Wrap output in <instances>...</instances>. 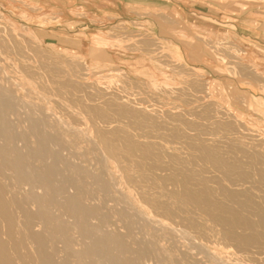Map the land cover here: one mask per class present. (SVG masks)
Masks as SVG:
<instances>
[{
	"label": "rangeland",
	"instance_id": "374dc122",
	"mask_svg": "<svg viewBox=\"0 0 264 264\" xmlns=\"http://www.w3.org/2000/svg\"><path fill=\"white\" fill-rule=\"evenodd\" d=\"M178 1L182 6H185V0ZM252 1L259 3L258 6L264 8V0ZM79 17L81 16L79 15ZM66 19L72 21L71 17ZM60 21L59 16L44 15L41 9L29 5L26 0H0V80L6 74L12 79L15 78L16 82L20 79L21 81H18L19 87L17 86V88H19L18 91L21 93L19 94L17 91V94L22 97L21 99L24 98L26 100V102L22 101L23 106L15 109L14 115L19 111L17 114L24 117L25 115L23 114H26V112L32 109L37 110L40 113L38 122L44 128H49V124L56 122L52 128V133L57 137L55 138L52 133H50L51 140L50 136L48 138L42 137L41 142L45 139L44 142L46 144L43 142L45 147L39 152L41 158H39V155V157H35L36 160L38 159V165H35L38 166L39 170L43 161L49 167L46 168L45 164H43L44 166L42 165L44 167L42 172L46 173V175L48 174L46 176L48 179L46 180L52 187L46 188V193L40 186H37L38 184L34 185V187L21 184L20 187L16 185V189L15 187L10 189V178L7 176L8 173H5L8 170L4 169L6 163L0 161V180L2 178L1 182L3 181V187H1L3 193H1V196L4 197L3 195L7 193L8 190H5L6 188H9L11 192L14 191L12 192L13 196L10 197L13 200L6 198L8 200L6 201L5 195L3 198L5 201L3 200L4 203L0 208V221L4 220L2 223L0 222L2 224V226L0 224V264H90L91 260L84 258L86 254L83 248L84 243L91 248H94L96 244L93 240L88 239L87 234L80 233L85 230V227L98 230L105 220L108 221V217L110 222H105L110 224V229L104 234L99 233L96 241L103 247L104 255L125 259L126 264H188L183 257V253L186 247L190 245L196 247L193 248L194 250L197 249V245H202L210 252H216V254L225 257V260H229V264H264L263 254H260L264 251V102L261 101L262 99L240 88V84L231 76L234 72L233 69H231L232 72L218 74L211 70L214 68V64L206 62L205 64L211 68L207 69L210 70V74L207 75L206 72H203L201 65L187 63L185 62V57L183 58L180 55L164 54L166 52L164 48H156L151 51V54L144 55L143 52L149 50V47L144 46L139 40V36L134 32L121 34L108 31L91 32L89 29L81 32H51L46 30L49 25H57ZM71 26L73 25L71 24ZM122 35H125L124 39H114V37H122ZM210 46L215 51L216 57L221 58L220 62L222 64L224 62L226 65H230L226 59L227 57L216 53L218 52L216 51L218 47H222V45L210 43ZM160 50L162 51L156 53ZM78 66L81 70H78ZM10 73H12V76ZM24 86H28L26 87L28 90L25 91L26 88ZM25 104H28V106ZM5 109L9 111L10 107L5 105ZM19 109H22V111ZM13 117L12 115L11 118L13 119ZM14 118L16 121L17 117ZM61 119H64L65 123ZM77 123L81 127L77 126ZM73 127L79 131H74ZM103 131L107 132L103 134ZM73 132L79 133L75 134ZM139 133L140 135H138ZM2 135L1 132L0 146L2 148L0 147V150L2 152L12 151V153L17 154V151L22 150L21 152L24 153L22 147L17 149L11 142L1 138ZM75 135L80 136L79 138L86 137L87 139L82 138L80 141ZM96 136L100 137L97 138ZM54 138L57 140L55 141ZM30 139L32 140V138ZM33 139L36 140L35 138ZM49 140H53V144L56 142V148L59 149L56 157L54 156L55 158H52V160L47 159V155L52 153ZM1 141L5 143H1ZM58 141L63 143H60L59 146ZM64 141L71 146H67ZM214 144H218V147L215 145L213 148ZM80 146L84 153L87 152V154L84 155L83 153L81 156L82 150ZM99 146L102 148H99ZM137 146L145 147L140 149ZM60 147L64 152L61 151ZM46 148L51 149V151L48 150L50 153L47 154ZM66 148L68 151H65ZM73 149L75 154H73ZM205 149L207 152H205ZM78 150L80 151L78 152ZM163 150L167 151L166 153H170V155L167 156ZM114 151L116 154H114ZM118 153L121 155V159H118L120 156ZM205 153L206 155H204ZM59 154L61 157V154H63L64 157L61 159ZM93 154L98 156L93 158L95 156ZM107 156L110 157L107 158ZM26 157H33L29 149L26 151ZM65 157L66 159L67 157L71 159L73 157L74 159L71 162L68 161L70 159H67L66 163V159H63ZM14 158L17 160L16 156ZM57 158L61 159V162ZM54 159L57 161L55 162ZM50 160L53 164L50 163ZM216 160H218V163ZM222 160L224 163L226 162L225 165H223ZM115 161L118 162L114 163ZM39 162H42L41 165ZM88 162L92 166H88ZM60 163H62L61 166ZM122 163L124 166L120 165ZM221 164L222 167L220 168L218 165ZM211 165L217 166L213 168ZM227 165L231 167L227 168ZM68 166L69 169L67 168ZM63 167L66 169H63L64 174ZM70 167L74 168V170ZM104 167L107 169H104ZM2 169L4 170L2 171ZM101 169L102 172L100 173ZM222 169L229 170V175ZM103 170H109V172H103ZM119 170H121L122 174ZM50 171L54 172L53 176ZM73 171H76L78 175L76 176ZM71 173L74 174V180ZM95 173L98 174L96 175ZM123 174L124 177L122 179ZM108 175L113 178L112 182L115 180V183L105 184L104 180H107ZM228 176L231 178L235 176V179H232L234 181L241 177L240 181L238 180V183H240L239 187L230 185L231 179ZM58 180L60 181L59 183ZM201 181L203 182L201 183ZM103 182L105 185L102 184ZM78 184L81 185L78 186ZM83 186L86 187L83 188ZM48 191L50 194H48ZM191 191L196 195V198ZM92 193L93 195L91 196ZM112 193L115 194L114 197H111ZM82 194V200L86 197L89 198L85 202L83 200L87 209L80 210L75 206L73 208L62 206L65 201H67V204L75 205L76 200ZM28 195L32 196L31 198L35 199L36 203H43L46 199L44 196L48 195L47 198L50 196L48 198L49 205L54 204L55 206L51 207V205H48V207L55 209L56 212L50 211L51 209L49 208L50 212L48 211L47 214L36 216L27 201L23 200ZM121 196H124L125 202L121 201ZM108 197L111 199L109 200ZM194 198L197 200L195 201ZM99 201H102V203ZM98 203L102 207L96 205ZM156 203L159 204L156 205ZM59 208L61 209L60 212ZM57 212L58 214H56ZM124 214H129L130 219L134 222L142 220L144 222L141 223H164L173 228L174 231L179 232V234H183L184 237H182L183 239L179 238L178 241H181L180 243L174 244L169 239H162L167 238L163 230L155 227L148 228L147 223L145 226L148 232L145 227L141 226L142 224H139L140 226L137 223H134L135 225L132 224V226L127 225V219ZM158 217L161 219H158ZM36 223H41L43 227H48V234L50 233L46 235L48 237L39 236L38 239L32 236ZM3 225L5 229H3ZM61 225L64 226V229ZM65 225L69 226L68 231H72V233L67 231V226L65 227ZM72 226L75 228H72ZM76 228L81 229V231ZM59 229L60 232H58ZM3 230H5L4 233L6 232L5 235L2 232ZM120 231L121 234L125 233L124 237H121L120 234L118 235ZM161 231L164 234L163 236ZM56 232L57 235H55ZM156 232L158 234L161 233L159 234L161 239ZM133 233L135 234L132 235ZM147 233H150L153 238H151L150 234V237H148ZM79 234L84 240V243H82L83 247L70 244L71 240H69L68 236L73 240ZM224 234L226 236L228 234L229 238ZM231 236L233 238L236 237L241 242L238 243L239 241L233 240ZM62 237L65 239H62ZM32 239L33 241H31ZM36 239L44 243L37 242ZM138 239L140 240L138 241ZM29 240L34 242L35 248H30ZM64 240L68 241V243L64 242ZM149 240H152V242ZM135 242L137 244L134 246ZM244 242L249 243L247 249L248 252H252L239 255L234 247L243 246L240 244H245ZM38 244L39 246L37 247ZM152 245L156 246L152 248ZM48 246L52 248L49 249ZM161 249L165 251H161ZM193 249H191L192 252L198 250L193 251ZM42 251L45 252L46 256L43 255L44 252ZM222 256L219 257L222 260L221 264H228V262L225 263L226 261L223 262L224 258L222 259ZM58 257L61 258L57 259ZM159 261L160 263H158ZM91 264L93 263L91 262Z\"/></svg>",
	"mask_w": 264,
	"mask_h": 264
},
{
	"label": "crops",
	"instance_id": "0c3cea01",
	"mask_svg": "<svg viewBox=\"0 0 264 264\" xmlns=\"http://www.w3.org/2000/svg\"><path fill=\"white\" fill-rule=\"evenodd\" d=\"M44 15H57L60 23L48 26L53 32L136 33L144 55L164 48L168 55L185 57L210 74L212 62L218 74L232 72L242 90L264 102V8L243 0H26ZM180 4V5H179ZM81 16L78 18V16ZM71 17L72 21L67 20ZM66 19V20H65ZM69 21V22H67ZM71 24L73 26H71ZM71 26V27H70ZM114 37V39H124ZM210 43H218L217 54ZM162 50L156 52L159 53ZM205 77V76H204ZM256 92V93H255Z\"/></svg>",
	"mask_w": 264,
	"mask_h": 264
},
{
	"label": "bare ground",
	"instance_id": "6f19581e",
	"mask_svg": "<svg viewBox=\"0 0 264 264\" xmlns=\"http://www.w3.org/2000/svg\"><path fill=\"white\" fill-rule=\"evenodd\" d=\"M82 63V62H81ZM29 64V63H28ZM27 64V65H28ZM9 65V64H8ZM24 65V64H23ZM79 65V64H78ZM21 66H22V64H21ZM29 66V65H28ZM30 67V66H29ZM6 68V67H5ZM4 68V69H5ZM81 68V67H80ZM7 69H8V67H7ZM14 69V68H13ZM22 69V68H21ZM25 69V68H24ZM1 70V69H0ZM23 70V69H22ZM25 70H27V69H25ZM78 70H81V69H79V66H78ZM10 71V70H9ZM6 72V71H5ZM11 72V71H10ZM22 73V72H21ZM11 74V76H12V73H10ZM16 74H17V72H16ZM14 75V74H13ZM23 75V74H22ZM17 76V75H16ZM22 78V77H21ZM2 80H0V131L2 132V137L1 138H3L4 140L6 139V140H8V142H11V144L14 146V147H16L17 149H19L20 147H22V149H24V153H22L21 151L22 150H20V151H17V154H15L14 152L12 153V151H10V152H2L1 150H0V161H2V162H4V163H6L5 164V166H4V169H6V170H8V172H5V173H8V177L10 178V189H14V187L16 186V185H18L19 187H20V185L22 184V185H25V184H27V185H31V186H33L34 187V185H36V184H38L37 186H40L41 188H42V190L44 191V193H46V188H52L51 187V185H49V183H48V181L46 180V179H48L46 176L48 175H46V173H43L42 172V168L44 169V167H42V165L43 164H45L44 163V161H43V164L41 165V163L42 162H39L40 163V165H41V171L38 169V166H36L35 164H37V160L35 159V157H39L40 155H39V152H41L42 151V149H44V141H45V139H44V143L43 142H41V138L42 137H49L50 136V133H52V128L55 126L54 124L56 123H53V124H49L48 126H49V128H44L43 126H41V123L40 122H38V120H39V118H40V113L37 111V110H35V109H32V110H30V111H28V112H26V114H23V115H25L24 117L23 116H19L17 113L19 112H17V113H15V115H14V111H16L15 109L17 108V107H21V106H23L22 105V101L24 100V98L23 99H21L22 97H19L18 95L21 93H19V91H18V89L19 88H17V86L19 87V83H18V81L20 80H17V82L15 81V78H11L9 75H4V77L3 78H1ZM26 80V79H25ZM21 81V80H20ZM72 81V80H71ZM20 83H22V82H20ZM27 83V82H26ZM28 84H30L29 82H28ZM27 84V85H28ZM21 85H23V84H21ZM25 85V84H24ZM26 87H28V86H24V88H26ZM21 88V87H20ZM24 88H22V89H24ZM29 89H31V88H29ZM26 90H28L27 88L25 89V91ZM17 91H18V93L19 94H17ZM23 91V90H22ZM22 93H25V92H22ZM22 95H24V94H22ZM27 96V95H26ZM29 96V95H28ZM29 98V97H28ZM27 98V99H28ZM36 100V99H35ZM40 100V99H39ZM42 100V99H41ZM50 100V99H49ZM48 100V101H49ZM25 102H26V100H24ZM43 101V100H42ZM47 101V102H48ZM35 102H37V101H35ZM54 102H56V101H54ZM59 102V101H58ZM47 104V103H46ZM59 104V103H58ZM5 105L6 106H9L10 107V110L9 111H7L6 109H5ZM25 105H27L28 106V104H25ZM36 105V104H35ZM41 105V104H40ZM62 105V104H61ZM42 106V105H41ZM51 106V105H50ZM55 106V105H54ZM131 106V105H130ZM19 107V108H20ZM37 107V106H36ZM45 107V106H44ZM52 107V106H51ZM35 108V107H34ZM58 108V107H57ZM62 108V107H61ZM22 109H23V107H22ZM22 109H19V110H21L22 111ZM25 109V108H24ZM64 109V108H63ZM94 109V108H93ZM138 109V108H137ZM142 109V108H141ZM49 110V109H48ZM51 110V109H50ZM140 110V109H139ZM147 110V109H146ZM74 111V110H73ZM45 112V111H44ZM134 112V111H133ZM139 112V111H138ZM21 113V112H20ZM23 113V112H22ZM50 113H51V111H50ZM50 113H49V115H50ZM54 113V112H53ZM52 113V114H53ZM141 113V112H140ZM144 113V112H143ZM149 113H150V111H149ZM80 114V113H79ZM78 114V115H79ZM117 114V113H116ZM14 116V117H17L16 118V121H15V118L13 117V119L11 118V116ZM17 115V116H16ZM43 115V114H42ZM48 115V116H49ZM56 115V114H55ZM44 116V115H43ZM57 116V115H56ZM55 116V117H56ZM63 116H65L64 114H63ZM80 116V115H79ZM146 116V115H145ZM50 117V116H49ZM69 117V116H68ZM72 117V116H71ZM118 118V117H117ZM33 119H35V121H33ZM53 119H54V117H53ZM73 119H74V117H73ZM62 120V119H61ZM64 120V119H63ZM62 120V121H63ZM71 120V119H70ZM82 120H83V118H82ZM230 120V119H229ZM53 122H54V120H52ZM59 121V120H58ZM58 121H57V123H58ZM73 121V120H72ZM59 122H61V121H59ZM68 122V121H67ZM98 122V121H97ZM102 122V121H101ZM104 122V121H103ZM108 122V121H107ZM63 123H65L64 121H63ZM75 123V122H74ZM109 123V122H108ZM130 123V122H129ZM227 123V122H226ZM58 124H60V123H58ZM67 124V123H66ZM70 124H72V123H70ZM76 124V123H75ZM78 124V123H77ZM86 124V123H85ZM93 124V123H92ZM100 124V123H99ZM154 124H156V123H154ZM73 125V124H72ZM87 125V124H86ZM109 125V124H108ZM71 126V125H70ZM69 126V127H70ZM77 126H80L81 127V125H77ZM76 126V127H77ZM113 126V125H112ZM159 126V125H158ZM162 126V125H161ZM160 126V127H161ZM106 127H107V125H106ZM108 127H110V126H108ZM117 127V126H116ZM64 129H65V127H63ZM74 128V127H73ZM78 128V127H77ZM99 128V127H98ZM56 129V128H55ZM71 129V128H70ZM82 129V128H81ZM80 129V130H81ZM89 129V128H88ZM93 129V128H92ZM97 129V128H96ZM69 130V129H68ZM77 131H79L78 129H76ZM75 130V128H74V131H76ZM94 130V129H93ZM103 130V129H102ZM105 130V129H104ZM107 130V129H106ZM120 130V129H119ZM118 130V131H119ZM54 131V130H53ZM55 131H57V130H55ZM60 131H61V128H60ZM65 131V130H64ZM67 131V130H66ZM101 131V130H100ZM1 132H0V134H1ZM83 132H84V130H83ZM104 132H107V131H103V134H104ZM116 132V131H115ZM185 132V131H184ZM183 132V133H184ZM73 133H75V134H78L79 132H73ZM72 133V134H73ZM82 133V132H81ZM87 133V132H86ZM174 133H176V132H174ZM55 134V133H54ZM99 134H101V133H99ZM113 134V133H112ZM185 134H187V133H185ZM52 135H53V133H52ZM64 135V134H63ZM86 136H88L87 134H85ZM138 135H140V133L138 134ZM142 135V134H141ZM144 135V134H143ZM146 135V134H145ZM148 135H150V134H148ZM151 135H153V134H151ZM54 136V135H53ZM52 136V137H53ZM70 136V135H69ZM76 136V135H75ZM92 136V135H91ZM95 136V135H94ZM93 136V137H94ZM108 136V135H107ZM133 136V135H132ZM155 136V135H154ZM170 136V135H169ZM55 137V136H54ZM59 137V136H58ZM61 137V136H60ZM64 137H65V135H64ZM78 136H76V138H77ZM80 137V136H79ZM78 137V138H79ZM97 137V136H96ZM98 137H100V136H98ZM97 137V138H98ZM142 137V136H141ZM30 138H32V140L30 139ZM33 138H35L36 140H34ZM55 138H57V137H55ZM54 138V139H55ZM83 137H81V138H79L80 139V141H81V139H82ZM86 138V137H85ZM85 138H83V139H85ZM88 138H89V136H88ZM147 138H149L148 136H147ZM146 138V139H147ZM61 139H64V138H61ZM87 139V138H86ZM95 139V138H94ZM93 139V140H94ZM105 139V138H104ZM109 139V138H108ZM135 139H137V138H135ZM145 139V138H144ZM161 139V138H160ZM2 140V139H1ZM47 140V139H46ZM50 140H51V136H50ZM49 140V141H50ZM57 139H55V141H56ZM59 140V139H58ZM65 140V139H64ZM150 140H152V139H150ZM149 140V141H150ZM229 140V139H228ZM53 141V140H52ZM52 141H50L51 143H50V146H51V148H52V153H51V155L49 154V155H47V159L49 160V159H51L52 160V158H55L56 157V154L58 153V150L59 149H57L56 148V142H54V144L52 143ZM65 141H67V140H65ZM64 141V142H65ZM86 142H87V140H85ZM98 141V140H97ZM136 141V140H135ZM140 141V140H139ZM142 141V140H141ZM145 141V140H144ZM148 141V142H149ZM157 141V140H156ZM165 141V140H164ZM168 141V140H167ZM204 141V140H203ZM2 142H4V141H1V143ZM46 142H48V141H46ZM68 142V141H67ZM95 142H96V140H95ZM114 142H116V141H114ZM136 142H138V141H136ZM153 142V141H152ZM151 142V143H152ZM5 143V142H4ZM3 143V145L5 146V144ZM58 143H59V141H58ZM60 143L62 144L63 142H61L60 141ZM60 143H59V146H60ZM66 143V142H65ZM107 143V142H106ZM110 144H111V142H109ZM132 143V142H131ZM143 143V142H142ZM145 143H147V142H145ZM156 143V142H155ZM162 143V142H161ZM171 143H172V141H171ZM10 144V143H9ZM46 144V143H45ZM67 144V143H66ZM99 144H101V143H99ZM148 144V143H147ZM173 144V143H172ZM211 144V143H210ZM2 145V144H1ZM97 145H98V143H97ZM109 145V144H108ZM134 146H135V144H133ZM139 145V144H138ZM161 145H163V144H161ZM201 145V144H200ZM212 145V144H211ZM215 145H217V147H218V144H214L213 145V148H214V146ZM3 146V147H4ZM7 146V145H6ZM11 146V145H10ZM49 146V147H50ZM66 146V145H65ZM67 146H69L68 144H67ZM71 146V145H70ZM69 146V147H70ZM96 146V145H95ZM94 146V147H95ZM133 146V147H134ZM152 146V145H151ZM168 146V145H167ZM252 146V145H251ZM263 146V145H262ZM1 147V146H0ZM58 147V146H57ZM64 147V146H63ZM73 147V146H72ZM105 147V146H104ZM107 147V146H106ZM113 147V146H112ZM137 147H139V146H137ZM143 147H145V146H143ZM143 147H139L140 149L141 148H143ZM147 147H148V145H147ZM150 147V146H149ZM160 147V146H159ZM162 147H164V146H162ZM172 147H174V146H172ZM206 147V146H205ZM208 147H210V146H208ZM2 148V147H1ZM6 148V147H5ZM15 148V149H16ZM77 148H79V147H77ZM77 148H76V151H77ZM80 148H81V146H80ZM99 148H102V147H100L99 146ZM98 148V149H99ZM114 148V147H113ZM128 148H130V147H128ZM128 148H126V149H128ZM155 148V147H154ZM161 148V147H160ZM160 148H159V151L161 152V150H160ZM176 148V147H175ZM212 148V149H213ZM259 148V147H258ZM30 150L31 151V153H32V155H33V157H31V158H28V157H26V151L27 150ZM47 149V148H46ZM60 149H61V147H60ZM67 149V148H66ZM65 149V151H68V149L66 150ZM112 149V148H111ZM138 149V148H137ZM152 149V148H151ZM163 149V148H162ZM165 149V148H164ZM177 149V148H176ZM202 149V148H201ZM208 149H211V148H208ZM211 149V150H212ZM218 149V148H217ZM4 150V149H3ZM8 150V149H7ZM49 149H47V150H45V151H48ZM74 150V149H73ZM81 150H82V153H80L81 154V156H82V154L84 153V150L81 148ZM92 150H93V148H92ZM97 150V149H96ZM96 150H94V151H96ZM102 150V149H101ZM129 150V149H128ZM131 150V149H130ZM170 150H171V146H170ZM180 150V149H179ZM203 150H204V148H203ZM215 150V149H214ZM254 150V149H253ZM263 150H264V148H263ZM14 151H16V150H14ZM49 151H51V149L49 150ZM47 152V154L48 153H50V152ZM61 151H63V149H61ZM72 151V150H71ZM80 150H78V152H79ZM85 151H87V150H85ZM93 151V152H94ZM104 151V150H103ZM135 151V150H134ZM138 151H139V149H138ZM153 151H154V149H153ZM152 151V152H153ZM158 151V150H157ZM164 151V150H163ZM174 151V150H173ZM201 151V150H200ZM60 152V151H59ZM64 152V151H63ZM77 152V153H78ZM99 153H100V151H98ZM97 152V153H98ZM104 152H106V151H104ZM103 152V153H104ZM130 152V151H129ZM159 152V153H160ZM165 152V151H164ZM167 152V151H166ZM165 152V153H166ZM170 152V151H169ZM205 152H207V150L205 149ZM209 152V151H208ZM214 152V151H213ZM43 153H45V152H43ZM61 153V152H60ZM92 153V152H91ZM110 153V152H109ZM165 153H163V154H165ZM177 153V152H176ZM204 153V152H203ZM202 153V154H203ZM215 153V152H214ZM36 154V156H34ZM40 154H42V153H40ZM46 154V153H45ZM73 154H75V150H74V153ZM85 154H87V152L86 153H84V155ZM88 154H89V152H88ZM114 154H116L115 153V151H114ZM119 154V153H118ZM153 154V153H152ZM167 154V156H169L170 155V153H166ZM171 154H172V152H171ZM175 154V153H174ZM216 154V153H215ZM39 155V156H38ZM62 155V157H64L63 156V154H61ZM66 155V154H65ZM70 155V154H69ZM77 155H79V154H77ZM93 155H95V154H93ZM120 155V154H119ZM123 155V154H122ZM204 155H206V153L204 154ZM14 156H16V158H17V160L14 158ZM55 156V157H54ZM59 156H60V154H59ZM58 156V157H59ZM87 156V155H86ZM98 156V155H97ZM96 155L95 156H93V158L94 157H97ZM100 156H101V154H100ZM165 156V155H164ZM212 156V155H211ZM211 156H209L210 158H211ZM219 156H221V155H219ZM51 157V158H50ZM62 157L60 156V158L62 159ZM74 157H76V156H74ZM106 157V156H105ZM108 157H110V156H107V158ZM113 157V156H112ZM123 157H124V155H123ZM125 157H126V155H125ZM159 157V156H158ZM206 157V156H205ZM216 157V156H215ZM215 157H213V158H215ZM39 158H41V156L39 157ZM81 158V157H80ZM80 158H78V159H80ZM100 159H101V157H99ZM98 158V159H99ZM122 157H121V155L118 157V159H121ZM173 158V157H172ZM172 158H170V159H172ZM218 158H220V157H218ZM217 158V159H218ZM223 158V157H222ZM262 158V157H261ZM18 159H19V161H18ZM46 159V158H45ZM58 160H59V158H57ZM61 159L59 160L60 162H61ZM63 159H66V157L65 158H63ZM67 159H70V160H68V161H70L71 162V160L72 159H74L73 157H72V159L71 158H68L67 157ZM67 159L65 160L66 161V163H67ZM75 159H77V158H75ZM87 159V158H86ZM99 159V160H100ZM103 159H104V157H103ZM106 159V158H105ZM125 159H127V158H125ZM168 159V158H167ZM212 159V158H211ZM221 159V158H220ZM34 160H35V162H34ZM44 160V159H43ZM47 160V161H48ZM51 160H50V163H52L51 162ZM55 160V159H54ZM83 160V159H82ZM89 160H91V159H89ZM95 160H97L96 158H95ZM113 160V159H112ZM149 160V159H148ZM212 160H214V159H212ZM219 160V159H218ZM218 160H216V162L218 161ZM57 160H55V162H56ZM58 161V162H59ZM103 161V160H102ZM211 161V160H210ZM242 161V160H241ZM49 162V161H48ZM83 162V161H82ZM89 162H91V161H89ZM88 162V163H89ZM112 162V161H111ZM118 162V161H117ZM116 161L114 162V163H117ZM125 162V161H124ZM215 162V163H216ZM222 162H223V160H222ZM3 163V164H4ZM103 163H104V161H103ZM107 163H108V161H107ZM121 163V162H120ZM153 163V162H152ZM213 163H214V161H213ZM218 163V162H217ZM219 163H221V162H219ZM224 163V162H223ZM53 164V163H52ZM61 164L62 163H60V166H61ZM65 164V163H64ZM94 164V163H93ZM129 164V163H128ZM210 164V163H209ZM212 164V163H211ZM226 164V162L223 164V165H225ZM38 165V164H37ZM39 165V166H40ZM46 165V168H49V167H47V164H45ZM48 165H49V163H48ZM82 165H83V163H82ZM89 165H91L90 163L88 164V166ZM105 165H106V163H105ZM104 165V166H105ZM116 165H118V164H116ZM120 165H123V163L122 164H120ZM44 166V165H43ZM67 166V165H66ZM65 166V167H66ZM85 166V165H84ZM92 166V165H91ZM124 166V165H123ZM129 166V165H128ZM212 166V165H211ZM210 166V167H211ZM217 165H214V166H212L213 168H215ZM218 166H220V168L222 167V164L221 165H218ZM228 166V165H227ZM230 166V165H229ZM227 167V168H230V167ZM248 166H249V164H248ZM59 167V166H58ZM102 167H103V165H102ZM119 167H121V166H119ZM125 167H126V165H125ZM125 167H123V168H125ZM151 167V166H150ZM226 167V166H225ZM45 168V169H46ZM57 168V167H56ZM55 168V169H56ZM68 169H69V166L67 167ZM72 170H74V168H72V167H70ZM83 168V167H82ZM92 168V167H91ZM90 168V169H91ZM106 167H104V169H105ZM218 168V167H217ZM224 168V167H223ZM4 169H2V171L4 170ZM66 170L64 167L62 168V170ZM67 169V170H68ZM96 169V168H95ZM107 169V168H106ZM110 169V168H109ZM121 169V168H120ZM47 170V169H46ZM49 170V169H48ZM64 170H63V174H64ZM83 170H85V169H83ZM88 170V169H87ZM92 170V169H91ZM112 170V169H111ZM214 170V169H213ZM223 170V169H222ZM10 171V172H9ZM93 171H94V167H93ZM104 171H108L109 172V170H103V172ZM120 171V173H121V170H119ZM215 171V170H214ZM217 171H218V169H217ZM224 172L226 171V170H223ZM229 171V170H228ZM228 171H226V173H228ZM51 172V171H50ZM49 172V173H50ZM91 172V171H90ZM102 172V169H101V171H100V173ZM111 172V171H110ZM124 172V171H123ZM159 172H160V170H159ZM218 172H220L221 173V171H218ZM247 172V171H246ZM54 173V172H53ZM53 173L51 172V174H52V176H53ZM59 173V172H58ZM62 173V172H61ZM73 173H75L76 174V171L74 172L73 171ZM99 173V172H98ZM97 173V174H98ZM99 173V174H100ZM127 173V172H126ZM154 173V172H153ZM223 173V172H222ZM232 173V172H231ZM1 174V173H0ZM50 174V175H51ZM56 174V173H55ZM72 174V173H71ZM92 174V173H91ZM96 174V173H95ZM95 174H93V175H95ZM96 174V175H97ZM109 175H110V173H108ZM122 174V173H121ZM58 175V174H57ZM66 175V174H65ZM73 176V180H74V174H72ZM78 174H76V176H77ZM92 175V176H93ZM105 175H106V173H105ZM108 175V177H107V180H104V179H102L101 177V179L102 180H104L105 181V184L106 183H109V184H111V182L113 181V178H111L110 176ZM226 175V174H225ZM228 175H229V173H228ZM5 176V175H4ZM3 176V177H4ZM55 176V175H54ZM81 176V175H80ZM101 176H102V174H101ZM120 176V175H119ZM6 177V176H5ZM58 177V176H57ZM61 177V176H60ZM59 177V178H60ZM84 177V176H83ZM99 177V176H98ZM123 177H124V174H123V176H122V179H123ZM130 177V176H129ZM229 177V176H228ZM233 177V176H232ZM65 178H67V177H65ZM76 178H79V177H76ZM85 178V177H84ZM91 178V177H90ZM106 178V177H105ZM211 178V177H210ZM230 179H231V184L230 185H232V186H238V185H240V183H238V180L241 178V177H239V179H237V180H232V179H235V176H234V178H231V177H229ZM7 179V178H6ZM50 179H52L51 177H50ZM49 179V180H50ZM54 179H55V177H54ZM87 179V178H86ZM94 179H95V177H94ZM101 179H99L100 181H101ZM121 178H120V180H122ZM188 179V178H187ZM229 179V180H230ZM1 180H2V178H1ZM1 180H0V208L2 207V205H3V203H4V197H5V195H6V197H5V199L6 198H8V200H9V198L11 197V196H13V194H12V192H14V191H10L9 190V188L7 189H5V190H8L7 191V193H5V195H3L4 197H2L1 196V193H3L2 191H3V189L1 188V187H3V185H2V182H1ZM5 180V179H4ZM8 180V179H7ZM53 180V179H52ZM70 180H72V179H70ZM78 180V179H77ZM81 180V179H80ZM90 180V179H89ZM117 180V179H116ZM201 180V179H200ZM242 180V179H241ZM55 182H56V180H54ZM54 181H52V182H54ZM85 181V180H84ZM83 181V182H84ZM184 181V180H183ZM240 181V180H239ZM60 181L58 180V183H59ZM70 182V181H69ZM80 182V181H79ZM82 182V184H84ZM89 182V181H88ZM95 182H96V180H95ZM94 182V183H95ZM203 181H201V183H202ZM5 183V182H4ZM3 183V184H4ZM8 183V182H7ZM63 183L65 184V181L63 180ZM90 183V182H89ZM88 183V184H89ZM100 185H101V183L100 182H98ZM98 183H96V184H98ZM112 183H115V180H114V182H112ZM242 183H243V181H242ZM252 183V182H251ZM52 184V183H51ZM62 184V183H61ZM102 184H104V182L102 183ZM104 184V185H105ZM57 185V184H56ZM68 185V184H67ZM74 185H76V184H74ZM81 185V184H80ZM79 184H78V186H80ZM85 185V184H84ZM91 185H92V183H91ZM95 185V184H94ZM227 185H228V183H227ZM52 186H55V185H52ZM65 186V185H64ZM72 186V185H71ZM86 186H87V184H86ZM85 186V187H86ZM229 186V185H228ZM231 186V187H232ZM247 186V185H246ZM8 187V186H7ZM84 186H83V188H85ZM96 187H98V186H96ZM100 187V186H99ZM234 187V188H235ZM239 187V186H238ZM245 187V186H244ZM248 187V186H247ZM90 188V187H89ZM92 188V187H91ZM102 188V187H101ZM246 188V187H245ZM15 189H16V187H15ZM35 189V188H34ZM104 189V188H103ZM179 189V188H178ZM233 189V188H232ZM235 189H237V188H235ZM241 189V188H240ZM247 189V188H246ZM30 190V189H29ZM36 190V189H35ZM34 190V192H36ZM40 190V189H39ZM82 190V189H81ZM88 190V189H87ZM86 190V191H87ZM238 190V189H237ZM236 190V192H238ZM242 190L243 191H245V189H243L242 188ZM38 191V190H37ZM50 191V190H49ZM48 191V192H49ZM184 191V190H183ZM197 191V190H196ZM196 191H194L195 193H196ZM240 191V190H239ZM29 192V191H28ZM103 192V191H102ZM143 192V191H142ZM192 192V191H191ZM234 192V191H233ZM17 193V192H16ZM41 193V192H40ZM89 193V192H88ZM90 193H91V191H90ZM141 193V192H140ZM193 193V192H192ZM229 193V192H228ZM249 193V192H248ZM12 194V195H11ZM28 194V193H27ZM48 194H50V192L48 193ZM186 194V193H185ZM198 194H200V193H198ZM222 194V193H221ZM225 194V193H224ZM36 195V194H35ZM93 195V193L91 194V196ZM95 195V194H94ZM108 195H109V193H108ZM108 195H106V196H108ZM139 195V194H138ZM188 195V194H187ZM191 195V194H190ZM193 195H194V193H193ZM220 195V194H219ZM20 196V195H19ZM48 196V195H47ZM47 196H44L46 199H45V202H43V203H36L29 195L28 196H26V199H23L24 201L26 200L27 201V204L29 205V207H30V209L34 212V214L37 216V215H45V214H47L48 213V211L50 210V211H55V209H52V208H50V207H48V205H49V197L47 198ZM115 196V194L114 193H112V196L111 197H114ZM140 196V195H139ZM192 196V195H191ZM190 196V197H191ZM195 196V198H196V195H194ZM198 196V195H197ZM15 197V196H14ZM23 197H25V196H23ZM22 197V198H23ZM43 197V198H44ZM81 197H83V194L82 195H80L79 197H78V199L76 200V203H75V205H70V204H67V201H65L64 203H62L63 205L62 206H66L65 208H73L74 206L76 207V208H79L80 210H84V209H87L86 207V205L83 203V200H84V202L86 201V200H89V198L88 197H86V198H83V200L81 199ZM95 197H97L96 195H95ZM141 197V196H140ZM143 197V196H142ZM190 197H188V198H190ZM201 197V196H200ZM199 197V198H200ZM246 197V196H245ZM261 197V196H260ZM94 198V197H93ZM98 198V197H97ZM96 198V199H97ZM107 198V197H106ZM109 198V197H108ZM146 198V197H145ZM194 198V199H195ZM11 199V198H10ZM38 199V198H37ZM56 199V198H55ZM95 199V198H94ZM111 198H109V200H110ZM125 198H124V196H121V201L122 202H125V200H124ZM194 199H193V201H194ZM201 199V198H200ZM4 200V201H3ZM7 199H6V201H8ZM13 199H11V201H12ZM22 200V199H21ZM39 200V199H38ZM40 200H42V199H40ZM91 200V199H90ZM93 200V199H92ZM138 200V199H137ZM190 200V199H189ZM192 200V199H191ZM197 199H195V201H196ZM207 200V199H206ZM44 201V200H43ZM104 201V200H103ZM145 201V200H144ZM201 201H203V200H201ZM201 201H200V203H201ZM22 202V201H21ZM100 202V201H99ZM106 202H107V200H106ZM109 202V201H108ZM13 203V202H12ZM24 203V202H23ZM100 203H102V201L100 202ZM104 203V202H103ZM199 203V204H200ZM26 204V203H25ZM104 204H106V203H104ZM104 204H102L103 206H105ZM157 204H159V203H156V205ZM203 204V203H202ZM20 205V204H19ZM22 205V204H21ZM51 205V207H53V205L52 204H50ZM49 205V206H50ZM68 205V206H67ZM96 205H98V206H101V204L99 205V203L98 204H96ZM109 205V204H108ZM107 205V207L109 208V206ZM6 206V205H5ZM55 206V205H54ZM58 206V205H57ZM60 206V205H59ZM22 207V206H21ZM63 207V208H64ZM102 207V206H101ZM137 207H138V205H137ZM156 207V206H155ZM154 207V208H155ZM160 207V206H159ZM201 207V206H200ZM25 208V207H24ZM27 208V207H26ZM50 208V209H49ZM61 208V207H60ZM59 208V212L61 211V209ZM62 208V209H63ZM139 208V207H138ZM141 208V207H140ZM202 208V207H201ZM28 209V208H27ZM56 209H58V208H56ZM110 209V208H109ZM143 209V208H142ZM216 209V208H215ZM214 209V210H215ZM64 210V209H63ZM197 210H199V209H197ZM197 210H195V211H197ZM219 210V209H218ZM2 211V210H1ZM49 211V212H50ZM66 211V210H65ZM64 211V212H65ZM159 211V210H158ZM205 211H207V210H205ZM224 211V210H223ZM29 212V211H28ZM56 212V211H55ZM208 212V211H207ZM206 212V213H207ZM215 212V211H214ZM18 213V212H17ZM16 213V214H17ZM66 213V212H65ZM109 213H111V212H109ZM201 213V212H200ZM203 213V212H202ZM221 213H222V211H221ZM10 214V213H9ZM56 214H58V212L56 213ZM112 214V213H111ZM158 214V213H157ZM205 214V213H204ZM19 215H20V213H19ZM49 215V214H48ZM54 215V214H53ZM52 215V216H53ZM64 215V214H63ZM63 215H61V216H63ZM109 215V214H108ZM108 215L106 216V219H107V217H108ZM162 215V214H161ZM195 215H196V213H195ZM209 215V214H208ZM215 215V214H214ZM222 215V214H221ZM1 216H2V214H1ZM12 216V215H11ZM18 216V215H17ZM47 216V215H46ZM60 216V215H59ZM201 217H202V215H200ZM224 216V215H223ZM3 217V216H2ZM10 217V216H9ZM47 217H50V216H47ZM124 217H126V219H127V221H126V223H127V225L129 224V225H131L132 226V224H142L141 226L142 227H145V230L147 229L146 228V223H147V227L148 228H158V229H161V230H163L164 232H165V236H167V238H162V239H169L170 241H172L174 244L175 243H180L178 240H179V238H182V237H184V235L183 234H179V232H176V231H174V229L173 228H171L169 225L167 226V225H165L164 223V225L163 224H160V223H154V224H150L149 222H145V223H141V222H144V221H142V220H140V221H138V222H134L132 219H130V215L129 214H124ZM151 217V216H150ZM25 218H27V217H25ZM52 218V217H51ZM54 218V217H53ZM60 218V217H59ZM160 217H158V219H159ZM218 218H220V217H218ZM29 219V218H28ZM151 219V218H150ZM149 219V220H150ZM155 219V218H154ZM157 219V218H156ZM161 219V218H160ZM217 219V218H216ZM3 220V219H2ZM14 220V219H13ZM20 220H21V217H20ZM152 220H153V218H152ZM152 220H151V222H152ZM165 220V219H164ZM201 220V219H200ZM219 220V219H218ZM226 220H228V219H226ZM233 220H235V219H233ZM232 220V221H233ZM4 221V220H3ZM2 221V222H3ZM105 221H107V220H105ZM104 221V224H102V225H100V228H98V230H92V229H89V228H87V227H85V230H82L81 231V229H78V228H76L77 230H79V231H81V233L80 234H82V233H84L85 235L87 234V236H88V239L89 240H93V242L96 244L95 246H94V248H91L89 245H85V243H84V240H83V238H81V236H80V234L74 239L73 238V240H72V238L70 237V236H68L69 237V240H71V243L70 244H73V245H75V246H78V247H81L82 246V243H84V249H85V252H86V254H85V256H84V258H86V259H90L91 260V262L93 263V264H126V262H125V259H119V258H115V257H110V256H107V255H104L103 254V251H102V249H103V247L101 246V244H99L97 241H96V238L98 237V235H99V233H102V234H104V233H106V231L108 230V229H110L109 227V225L110 224H106L108 221H109V217H108V221L107 222H105ZM145 221H147V220H145ZM157 221H161V220H157ZM1 222V221H0ZM1 222V223H2ZM18 222V221H17ZM20 222V221H19ZM110 222V221H109ZM234 222V221H233ZM263 222V221H262ZM0 223V224H1ZM15 223V222H14ZM71 223H73V222H71ZM229 223V222H228ZM19 224V223H18ZM57 224V223H56ZM113 224V223H112ZM134 224V225H135ZM144 224V225H143ZM5 225V224H4ZM3 225V229H5V226ZM59 225V224H58ZM115 225V224H114ZM113 225V226H114ZM260 225V224H259ZM1 226H2V224H1ZM30 226V225H29ZM34 226H36L35 228H34V233H33V235L32 236H35V237H41V236H46V235H49L48 234V227H43L42 225H41V223H36ZM33 226V227H34ZM61 226H63V225H61ZM67 225H65V227H66ZM76 226V225H75ZM80 226H81V224H80ZM140 226V225H139ZM149 226H151V227H149ZM21 227V226H20ZM56 227V226H55ZM82 227V226H81ZM112 227V226H111ZM29 228V227H28ZM51 228H52V226H51ZM57 228V227H56ZM68 228H69V226H67V231H68ZM71 228V227H70ZM72 228H75V227H73L72 226ZM71 228V229H72ZM135 228H137V227H135ZM139 228V227H138ZM31 229V228H30ZM50 229V228H49ZM52 229H54V228H52ZM63 229H64V226H63ZM66 229V228H65ZM70 229V230H71ZM134 229V228H133ZM142 229V228H141ZM51 230V229H50ZM75 230V229H74ZM112 230V229H111ZM111 230H109V231H111ZM131 230H132V228H131ZM230 230V229H229ZM4 231L5 230H3L2 232L4 233ZM79 231H77L78 233H79ZM117 231H118V229H117ZM138 231H139V229H138ZM141 231V230H140ZM143 231V230H142ZM147 231V230H146ZM156 231V230H155ZM154 231V232H155ZM51 232V231H50ZM52 232L54 233V231L52 230ZM51 232V233H52ZM58 232H60V229L58 230ZM63 232L65 233V231L63 230ZM62 232V233H63ZM69 232V231H68ZM76 232V233H77ZM113 232V231H112ZM134 232V231H133ZM137 232V231H136ZM148 232V231H147ZM150 232H151V229H150ZM160 232V231H159ZM6 233V232H5ZM5 233H4V235H5ZM26 233V232H25ZM53 233H52V235H53ZM69 233H72V231L71 232H69ZM74 233H75V231H74ZM157 233V232H156ZM161 233H162V231H161ZM161 233H159V234H161ZM229 233L231 234V232L229 231ZM16 234V233H15ZM115 234V233H114ZM120 234V236L122 237L125 233L123 232L122 234H121V231L120 232H118V235ZM135 233H133L132 235H134ZM139 235H140V233H138ZM141 234H143V233H141ZM148 234V233H147ZM150 234V233H149ZM149 234L147 235L148 237H150L151 236V234H150V236H149ZM158 234V233H157ZM159 234L157 235V236H159ZM233 235H234V233H232ZM253 234V233H252ZM55 235H57V232H56V234ZM64 235V234H63ZM66 235V234H65ZM136 235H137V233H136ZM162 236L164 235L163 233L161 234ZM186 235H188V234H186ZM225 235V234H224ZM141 237H142V235H140ZM146 236V235H145ZM145 236H143V237H145ZM226 236V235H225ZM227 236H228V234H227ZM226 236V237H227ZM263 236V235H262ZM5 237V236H4ZM46 237H48V236H46ZM53 237V236H52ZM120 237V238H121ZM124 237V236H123ZM138 237V236H137ZM136 237V238H137ZM160 237V239H161V236H159ZM158 237V238H159ZM232 237V236H231ZM241 237V236H240ZM246 237V236H245ZM55 238V237H54ZM151 238H153L152 236H151ZM187 238V237H186ZM189 238V237H188ZM228 238H229V236H228ZM254 238V237H253ZM39 239V238H38ZM61 239V238H60ZM62 239H65L64 237H62ZM119 239V238H118ZM183 239V238H182ZM232 239L233 240H235V241H239L236 237L235 238H233L232 237ZM239 239H241V238H239ZM242 239H244V238H242ZM247 239H249V238H247ZM28 240V239H27ZM37 240V239H36ZM44 240V239H43ZM50 240V239H49ZM67 240V239H66ZM66 240H64V242L66 241ZM140 239H138V241H139ZM153 240V239H152ZM152 240H149V241H151L152 242ZM184 240H186L185 238H184ZM193 240V239H192ZM233 240H231V241H233ZM30 241V240H29ZM31 241H33V239L31 240ZM30 241V243H28V244H30L29 246H30V248H35V244H34V242H31ZM42 242V243H44L43 241H40V240H37V242ZM52 241V240H51ZM142 241V240H141ZM141 241H140V243H141ZM166 241V240H165ZM169 241V242H170ZM183 241V240H182ZM194 241V240H193ZM224 241V240H223ZM226 241H227V239H226ZM228 241H230V240H228ZM252 241V240H251ZM67 243H68V241H66ZM143 242H145V241H143ZM154 242H155V240H154ZM153 242V243H154ZM167 243H168V241H166ZM166 242H165V244H166ZM187 242V241H186ZM241 242V240L238 242V243H240ZM249 242V241H248ZM248 242H244L245 244H240V245H243V246H237V248L236 247H234L235 249H236V253L237 254H241V253H249V252H252V251H249L248 252V246L247 245H249V243ZM39 243V244H40ZM183 243V242H182ZM189 243H190V241H189ZM224 243H225V241H224ZM252 243V242H251ZM39 244L37 245V247L39 246ZM137 243L135 242V244H134V246L136 245ZM145 244V243H144ZM143 244V245H144ZM146 244H148V243H146ZM155 244V243H154ZM234 244H236V242H234ZM46 245V244H45ZM72 245V246H73ZM142 245V246H143ZM159 245H160V242H159ZM162 245H164V244H162ZM170 245H171V242H170ZM177 245V244H176ZM182 245V244H181ZM184 245V244H183ZM55 246V245H54ZM151 246V245H150ZM154 246H156V245H152V248L154 247ZM161 246V245H160ZM187 246V245H186ZM226 246V245H225ZM49 247V249H51L52 247H50V246H48ZM57 247V246H56ZM74 247V246H73ZM158 247V246H157ZM175 247V246H174ZM178 247V246H177ZM180 247V246H179ZM250 247V246H249ZM163 248V247H162ZM193 248H196V247H192L191 245L189 246V247H186V249L185 248H183V249H185L184 250V253H183V257H184V259H186V261L188 262V264H221V259L219 258V257H221L222 255H220V254H216V252H210V250H207L206 249V247H203L202 245H197V249H193ZM38 249V248H37ZM54 249V248H53ZM58 249V248H57ZM76 249V248H75ZM138 249V248H137ZM144 249H145V247H144ZM178 249H180V248H178ZM177 249V250H178ZM191 249H193V251H196V252H192L191 251ZM225 249H227V248H225ZM39 250V249H38ZM37 250V251H38ZM47 250V249H46ZM56 250V249H55ZM140 250H141V248H140ZM162 250H164V249H161V251ZM180 250H182V249H180ZM228 250V249H227ZM48 251V250H47ZM51 251V250H50ZM57 251V250H56ZM58 251H59V249H58ZM57 251V252H58ZM138 251V250H137ZM143 251V250H142ZM159 251H160V249H159ZM159 251H157L158 253H159ZM165 251V250H164ZM42 252H44V251H42ZM155 252V251H154ZM156 252V253H157ZM41 253V252H40ZM161 253H163V252H161ZM179 253H181V252H179ZM254 253V252H253ZM252 253V254H253ZM54 254V253H53ZM52 254V255H53ZM160 254V253H159ZM230 254V253H229ZM257 254H258V252H257ZM260 254H263V256H262V259L264 260V251H262ZM259 254V255H260ZM43 255H45V252H44V254ZM60 255V254H59ZM157 255V254H156ZM250 255V254H249ZM42 256V255H41ZM46 256V255H45ZM61 256V255H60ZM158 257L160 256V255H157ZM229 256V255H228ZM236 256V255H235ZM243 256V255H242ZM254 256V255H253ZM57 257V256H56ZM153 257V256H152ZM156 257V256H155ZM161 257V256H160ZM231 257V256H230ZM234 257V256H233ZM249 257V256H248ZM44 258V257H43ZM61 258V257H60ZM59 257L57 258V259H60ZM157 258V257H156ZM182 258V257H181ZM224 258V261L223 262H225V263H227L228 262V264H229V260H225L226 258L225 257H223L222 256V259ZM237 258V257H236ZM250 258H252V257H250ZM47 259V258H46ZM51 259V258H50ZM158 259V258H157ZM156 259V261H158ZM230 259V258H229ZM42 260V259H41ZM62 260V259H61ZM160 260V259H159ZM183 260V259H182ZM28 261V260H27ZM86 261V260H85ZM84 261V262H85ZM89 261V260H88ZM161 261V260H160ZM160 261L158 262V263H160ZM184 261V260H183ZM182 261V262H183ZM234 261V260H233ZM18 262V261H17ZM52 262V261H51ZM61 262V261H60ZM90 262V261H89ZM91 262H90V264H91ZM170 262V261H169ZM62 263V262H61ZM86 263H88V262H86ZM130 263V262H129ZM162 263V262H161ZM164 263V262H163ZM184 263H186V262H184ZM231 263V262H230ZM130 264H132V263H130ZM140 264H142V263H140ZM165 264V263H164ZM168 264V263H167ZM183 264V263H182Z\"/></svg>",
	"mask_w": 264,
	"mask_h": 264
}]
</instances>
